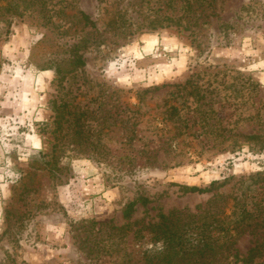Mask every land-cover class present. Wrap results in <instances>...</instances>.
I'll return each instance as SVG.
<instances>
[{
	"label": "rangeland",
	"instance_id": "rangeland-1",
	"mask_svg": "<svg viewBox=\"0 0 264 264\" xmlns=\"http://www.w3.org/2000/svg\"><path fill=\"white\" fill-rule=\"evenodd\" d=\"M216 192L240 264L264 244V0H0V264H142L128 202Z\"/></svg>",
	"mask_w": 264,
	"mask_h": 264
},
{
	"label": "trees",
	"instance_id": "trees-1",
	"mask_svg": "<svg viewBox=\"0 0 264 264\" xmlns=\"http://www.w3.org/2000/svg\"><path fill=\"white\" fill-rule=\"evenodd\" d=\"M87 21L88 15L84 14ZM77 65H84L82 56H77L74 60ZM57 73L58 69H57ZM247 140H259L261 137L256 134L244 136ZM55 167L58 168V166ZM49 168L51 175H54L57 168ZM61 169V167H59ZM227 180L219 182L213 180L207 187L185 186L188 193H208L216 187L224 184ZM152 200L144 195L128 202L124 208L123 216L129 222L122 226H112L122 238L133 232L134 241H144L150 246L142 252V257L137 258V262L142 264H220V261L229 257H238L237 252L233 253V245L236 240H231L234 234L232 230L238 231L241 220L235 219L236 225L233 228L228 225V218L225 214L227 197L216 192L206 202L205 206L197 205L196 211L190 208L181 210L173 209L168 213L161 210L157 214L156 221H146L150 212L148 204ZM145 209V216L140 220L130 221L137 211V205ZM138 226L137 228H133ZM263 243L257 242L249 249L247 255L237 258L240 264H254L260 256ZM237 264V262L235 263Z\"/></svg>",
	"mask_w": 264,
	"mask_h": 264
},
{
	"label": "clouds",
	"instance_id": "clouds-1",
	"mask_svg": "<svg viewBox=\"0 0 264 264\" xmlns=\"http://www.w3.org/2000/svg\"><path fill=\"white\" fill-rule=\"evenodd\" d=\"M117 61H113V62H110L109 65H108V68L105 70L106 71V74L108 76H112L114 74V70L116 69L117 67Z\"/></svg>",
	"mask_w": 264,
	"mask_h": 264
}]
</instances>
